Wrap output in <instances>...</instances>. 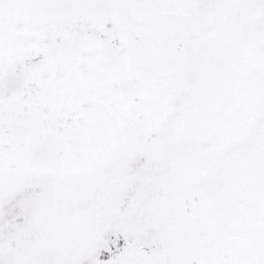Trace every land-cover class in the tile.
I'll use <instances>...</instances> for the list:
<instances>
[{
    "label": "snow or ice",
    "instance_id": "1",
    "mask_svg": "<svg viewBox=\"0 0 264 264\" xmlns=\"http://www.w3.org/2000/svg\"><path fill=\"white\" fill-rule=\"evenodd\" d=\"M0 264H264V0H0Z\"/></svg>",
    "mask_w": 264,
    "mask_h": 264
}]
</instances>
